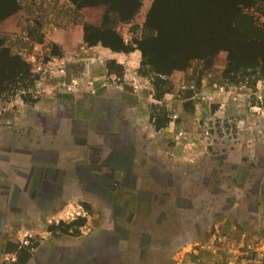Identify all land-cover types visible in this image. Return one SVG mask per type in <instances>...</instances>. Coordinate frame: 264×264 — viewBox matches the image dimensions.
<instances>
[{
  "label": "rangeland",
  "instance_id": "1",
  "mask_svg": "<svg viewBox=\"0 0 264 264\" xmlns=\"http://www.w3.org/2000/svg\"><path fill=\"white\" fill-rule=\"evenodd\" d=\"M15 2V12L0 21L3 46L44 78L48 55L58 52L43 38L45 28L80 21L83 12L90 18L93 6L77 7L69 0ZM152 2L140 0L126 22L112 16V26L127 44L134 46L145 35ZM240 9L256 27H264V2L254 0ZM229 58L221 50L209 62L193 60L168 77L141 67L150 82L168 80L183 107L175 117L166 111L169 129L150 138L135 135L116 99L42 103L38 109L35 102L44 93L39 86L0 96L4 262L24 264L46 233L55 238L91 232L94 238L96 226L112 220L134 252L133 264H208L204 258L212 250L219 260L212 264H226L222 259L230 247L233 264L239 258L264 264V75L255 67L230 69ZM107 67L120 74L118 65ZM152 102L149 116L165 123L164 104ZM32 207L40 212L44 230L16 232V224H25L21 218L35 222V216L20 212Z\"/></svg>",
  "mask_w": 264,
  "mask_h": 264
},
{
  "label": "crops",
  "instance_id": "2",
  "mask_svg": "<svg viewBox=\"0 0 264 264\" xmlns=\"http://www.w3.org/2000/svg\"><path fill=\"white\" fill-rule=\"evenodd\" d=\"M91 8L93 12L89 10L88 13H92L93 16L90 18H88L87 12H83L80 21H72V23L70 21L66 25L57 21L54 22L57 23L56 25H48L45 28L43 38L51 41L52 45L57 47L58 52L48 55L44 68L45 77L43 78V73H41L35 82V86H39L44 92L41 98L36 100V108L39 109V105L42 103L88 104L92 98L116 99L123 103L122 116L132 128L136 129L135 135L144 134L148 138L156 137L162 133L163 128L156 130L150 124L149 107L153 103L152 84L147 76L140 73L141 52L135 47L124 52L114 51L99 41L88 43L84 39V25L101 28L106 11L100 5ZM75 22L78 23L74 25ZM115 30L127 44L129 41L118 32L117 28ZM110 62L120 67V74H116L107 67ZM175 72L177 70L170 73L169 76ZM157 102L164 104L169 117H175L177 112L183 111L182 102L173 97L171 92L165 93L162 100ZM168 125L164 129H169ZM30 197L35 200L32 195ZM21 209V215L26 212L35 216V222L29 225L26 223L25 217L21 218L25 224L24 226H22L23 223L16 224L19 226L15 229L16 232L21 230L19 233L24 234L27 231L30 233L37 231L41 234L45 226H41L43 223H39L40 212L35 207H32L29 212ZM94 211L95 214H99L95 206ZM1 213L0 208V215ZM78 213L81 215L82 212ZM89 219L91 217L87 216L86 223L90 222ZM5 224L0 222V248L7 243V240L2 237L6 232ZM118 230L112 220H109L96 226L94 232L97 234L94 238L89 237L91 232L86 234L88 236L83 234L79 236L63 235L55 238L49 237L46 233L43 235L41 244L24 264H87V261L92 264H133L131 257L134 252L130 247H127L126 239L118 233ZM212 251L210 256L204 258L207 259L208 264H212L217 257V251ZM232 251L230 247L228 252H225L226 256L223 255L222 259L225 261L224 263H234L232 260L235 256L231 254ZM5 258L0 255V264H3ZM235 262L236 264L248 263L243 262V258H239L238 261L235 259ZM192 263L204 264L205 262L192 261ZM4 264L9 263L4 262Z\"/></svg>",
  "mask_w": 264,
  "mask_h": 264
},
{
  "label": "trees",
  "instance_id": "3",
  "mask_svg": "<svg viewBox=\"0 0 264 264\" xmlns=\"http://www.w3.org/2000/svg\"><path fill=\"white\" fill-rule=\"evenodd\" d=\"M69 1L77 7L103 5L106 8L101 28L84 25V39L88 43L99 41L114 51L124 52L135 47L142 56L140 69L147 65L158 77L184 71L193 60L209 62L221 50L229 54L230 69L255 67L264 75V27H256L240 11L254 0H153L144 23L145 35L134 46L123 42L112 26V16L121 22L131 20L140 0ZM15 9V0H0V21ZM37 79L30 66L20 56L11 55L0 38V96L33 89ZM151 84L157 101L170 92L168 80L155 78ZM162 108L165 123L156 121L151 113L149 116L156 130L169 122L165 106Z\"/></svg>",
  "mask_w": 264,
  "mask_h": 264
}]
</instances>
